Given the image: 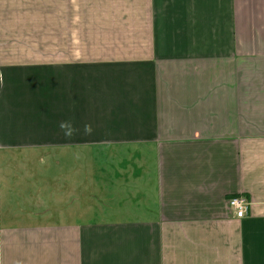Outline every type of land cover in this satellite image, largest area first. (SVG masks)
Listing matches in <instances>:
<instances>
[{
    "label": "crops",
    "instance_id": "crops-1",
    "mask_svg": "<svg viewBox=\"0 0 264 264\" xmlns=\"http://www.w3.org/2000/svg\"><path fill=\"white\" fill-rule=\"evenodd\" d=\"M0 264H264V0H0Z\"/></svg>",
    "mask_w": 264,
    "mask_h": 264
},
{
    "label": "rangeland",
    "instance_id": "rangeland-1",
    "mask_svg": "<svg viewBox=\"0 0 264 264\" xmlns=\"http://www.w3.org/2000/svg\"><path fill=\"white\" fill-rule=\"evenodd\" d=\"M99 152H101V151H99ZM97 155L98 156H104V158L106 157V155H104V153H102V152L98 153L95 150H90V151L87 150V152H86L87 173L99 174L102 171V172H105L109 175H112V174H116V172H118V169L120 167L126 166L125 162H122V163L117 162L116 165H114L113 163H111V161H109L107 159H104V162L102 161V163L100 165H96L94 162H95V158ZM102 164H104L105 166L104 165L102 166ZM86 190H87L86 206L88 208L89 206L93 205L92 204L93 199L91 198L93 187L91 186V183H89L88 181H87Z\"/></svg>",
    "mask_w": 264,
    "mask_h": 264
},
{
    "label": "built area",
    "instance_id": "built-area-1",
    "mask_svg": "<svg viewBox=\"0 0 264 264\" xmlns=\"http://www.w3.org/2000/svg\"><path fill=\"white\" fill-rule=\"evenodd\" d=\"M229 206L238 218L245 217L250 210L251 203L244 196H233L229 199Z\"/></svg>",
    "mask_w": 264,
    "mask_h": 264
}]
</instances>
